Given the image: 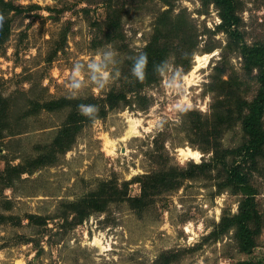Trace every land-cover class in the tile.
<instances>
[{"label": "rangeland", "instance_id": "374dc122", "mask_svg": "<svg viewBox=\"0 0 264 264\" xmlns=\"http://www.w3.org/2000/svg\"><path fill=\"white\" fill-rule=\"evenodd\" d=\"M3 1L12 7L0 4V27H10L0 45L7 105L0 128V264H264V145L254 160L225 157L256 188L260 223L249 253L240 250L234 226H221L243 197L226 184V167L189 169L212 162L213 146L234 150L245 143L248 107L239 113L235 97L249 102L258 88L256 70L245 72L240 49L219 27L220 8L212 0ZM235 5L243 41L264 43V0ZM168 9L187 21L183 43L162 39L168 54L155 80L138 79L133 61ZM110 50L114 59L103 56ZM98 55L108 73L103 88L89 66ZM110 93L125 97L111 107ZM61 97L99 109L80 122L64 150L55 139L80 109L41 106ZM188 147L200 156L182 155ZM187 169L194 173L177 178L178 185L158 179ZM142 182L149 184L146 195L132 206L127 197L139 196ZM89 199L107 202L88 209L82 201Z\"/></svg>", "mask_w": 264, "mask_h": 264}, {"label": "trees", "instance_id": "16d2710c", "mask_svg": "<svg viewBox=\"0 0 264 264\" xmlns=\"http://www.w3.org/2000/svg\"><path fill=\"white\" fill-rule=\"evenodd\" d=\"M220 8V19L221 23L219 27L223 29L232 38V41L240 49V55L242 58L243 69L246 73H250L256 70V81L258 83L257 91L251 101H244L239 95L235 97V105L240 113L243 110V105L248 107V112L242 116V125L245 133L248 135V139L234 150L219 149L217 146H213V161L212 162H201L192 163L190 168L194 171L202 170L206 167L211 166L213 163H221L226 167V184L233 185V187L238 190L242 195V200L239 203L237 213L231 216H225L222 219V228H228L229 226L235 227V235L238 241V246L241 251L249 253L255 245V237L259 230L260 216L255 207V194L256 188L248 182L247 174L241 168V165L236 162L230 166L226 165L225 157L228 153H236L245 157L247 159H255V155L258 154L262 146L264 145V130L261 127V119L264 112V43H252L248 44L243 41L242 33L239 30V17L236 13L235 0H212ZM0 4L5 10L11 8L12 5L8 2L0 0ZM118 15V12L115 11ZM186 19L183 15L178 13L174 16L171 15V10L163 11L158 15L157 22L155 25V30L152 38L144 47L142 53H146L148 57V64L144 72V79L146 81L155 80L158 72L163 66V63L167 57L168 49L165 45L161 43L164 38H185L186 34ZM117 25V17L113 24L114 27ZM110 26V25H109ZM10 27L8 22H4L0 27V45L6 40ZM112 38L113 32L108 33ZM115 34V33H114ZM183 43V42H182ZM234 95V94H233ZM125 95L123 93H110L106 102L109 106H114L116 102ZM81 104H91L87 99H68L66 97H61L58 99H52L46 101L41 106L48 110H55L64 106L70 105L72 108H77ZM6 100L0 96V128L5 125V119L3 117L6 115ZM193 114H196L192 112ZM103 114V113H102ZM85 115H81L78 111L72 110L61 128L59 135L55 139V144L60 148L59 150L66 149L74 140L75 134L80 128V122L83 119H87ZM91 118V117H89ZM88 118V119H89ZM200 127L199 123H197ZM176 171H170L168 173H163L160 178L161 181H173L174 185L179 184L180 177L186 178L192 176L194 172L188 169L181 173L179 176H175ZM147 179H154L155 177H146ZM178 181V182H177ZM166 188L172 187V183H166ZM126 186V184H124ZM148 183L142 182L141 194L137 197H127V200L132 206H136L137 203L142 202L144 196L146 195V187ZM125 191H122V193ZM126 196V195H125ZM119 198H124V195H120ZM92 199L84 200L83 203L87 204V208L90 206L95 207L96 210H102L104 204L107 201H102V205H99ZM79 205V204H78ZM78 212H82V209L78 207ZM252 223V224H251ZM240 264H248L247 262H242Z\"/></svg>", "mask_w": 264, "mask_h": 264}, {"label": "clouds", "instance_id": "9594fccd", "mask_svg": "<svg viewBox=\"0 0 264 264\" xmlns=\"http://www.w3.org/2000/svg\"><path fill=\"white\" fill-rule=\"evenodd\" d=\"M0 20H2V17H0ZM103 56L105 57H112L114 59V51L110 50L108 52L103 53ZM101 57L98 55L94 58V62L91 63L89 66L95 70H97L100 74L98 77H94L93 79L96 81V86L99 88H103L107 82H108V73H104L101 70V64H100ZM148 64V57L146 53H141L137 57H135L133 64H132V74L136 76L138 79H142L144 76L145 69ZM73 88L78 87V82H73L72 84ZM78 108L81 111L82 115L92 117L95 113L98 112V107L94 104H81L78 106ZM180 110H185L181 108Z\"/></svg>", "mask_w": 264, "mask_h": 264}, {"label": "bare ground", "instance_id": "6f19581e", "mask_svg": "<svg viewBox=\"0 0 264 264\" xmlns=\"http://www.w3.org/2000/svg\"><path fill=\"white\" fill-rule=\"evenodd\" d=\"M208 54L204 55H197L196 56V62L197 64L194 65V69L192 70V73L197 71L200 67L203 66V62L207 60ZM180 153L186 157H191V158H198L200 156V153L197 150L191 149V148H184L180 149Z\"/></svg>", "mask_w": 264, "mask_h": 264}]
</instances>
